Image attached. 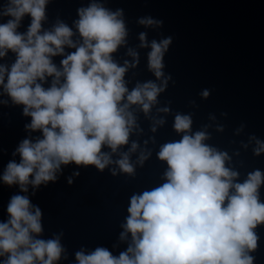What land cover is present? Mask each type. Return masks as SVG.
Listing matches in <instances>:
<instances>
[{"label": "clouds", "instance_id": "obj_1", "mask_svg": "<svg viewBox=\"0 0 264 264\" xmlns=\"http://www.w3.org/2000/svg\"><path fill=\"white\" fill-rule=\"evenodd\" d=\"M50 2L0 3V60L9 52L15 57L10 65L0 62V96L8 97L0 104L21 107L30 118L25 130L39 133L19 143L0 176L4 185L23 193L11 196L7 219L0 221V264H58L67 258L62 233L42 238V211L31 202L29 189L34 195L41 185L55 182L62 166L105 169L137 127L133 106L147 115L167 85V79L163 86L138 82L129 90L125 75L136 67L138 53L128 50L132 63L114 59L127 43L122 9L91 0L77 9L72 26L57 18L46 29ZM26 17L30 23L20 31ZM138 23L152 27L162 21L142 17ZM139 39L141 48L150 47L148 68L160 80L171 37L149 45L142 32ZM58 56L59 66L53 61ZM192 123L190 115L176 114L173 127L181 138L163 144L157 153L167 165L164 182L131 196L119 235L126 249L119 255L106 247L81 249L76 264H254L257 228L264 226V172L256 169L240 182V173L227 166L228 153L207 144L205 131L193 133ZM256 143L254 152L260 155L264 142ZM137 148L132 142L131 151ZM147 158L142 154L140 162ZM116 163L122 172L134 174L127 153Z\"/></svg>", "mask_w": 264, "mask_h": 264}, {"label": "water", "instance_id": "obj_2", "mask_svg": "<svg viewBox=\"0 0 264 264\" xmlns=\"http://www.w3.org/2000/svg\"><path fill=\"white\" fill-rule=\"evenodd\" d=\"M90 2L51 0L46 8L48 20L44 28H51L57 18L72 26L78 19L77 9ZM100 2L113 11L122 9L128 30L127 43L118 49L114 59L120 64L125 60L132 63L128 50L138 53L136 67L125 75L129 90L138 82L153 81L163 86L162 81L167 79V85L147 115L133 106L137 127L128 145L112 154L113 162L105 169L62 166L55 182L41 185L34 195L33 189H29L31 202L42 211V238L63 234L61 243L67 258L62 257L58 264H76L75 253L81 249L90 252L106 247L113 255L126 249L127 244L119 241V235L128 215L130 198L164 182L167 165L158 159L157 153L163 144L181 138L173 127L177 113L190 115L191 131H205L209 136L207 144L228 153L231 159L227 166L240 173V182L256 169L264 172V152L260 155L254 152L258 147L256 140L264 142V0ZM142 17H152L162 24L146 27L138 23ZM29 23L30 18L26 17L20 31H26ZM142 32L146 33L149 45L152 40L171 37L160 80L148 68L150 47H140ZM74 39H79L78 34ZM14 59L9 52L0 62L10 65ZM61 59L58 56L53 61L59 66ZM205 90L209 92L207 97L202 95ZM7 99L0 96V100ZM160 120L164 123H156ZM28 123L30 118L23 116L21 107L10 101L7 105L0 104V176L14 159L19 143L39 135L25 130ZM132 142L138 144L135 152L131 151ZM125 153L134 166L133 175L122 172L116 163ZM142 154L148 158L141 163ZM15 159L18 161L19 157ZM15 194L23 193L0 180V221L7 219V204ZM260 194L264 202V186ZM257 232L258 249L252 255L254 264H264V226H258Z\"/></svg>", "mask_w": 264, "mask_h": 264}]
</instances>
